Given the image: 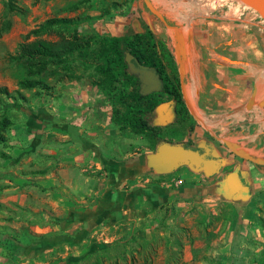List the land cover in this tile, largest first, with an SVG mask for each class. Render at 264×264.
<instances>
[{
	"label": "crops",
	"instance_id": "crops-1",
	"mask_svg": "<svg viewBox=\"0 0 264 264\" xmlns=\"http://www.w3.org/2000/svg\"><path fill=\"white\" fill-rule=\"evenodd\" d=\"M162 25L164 33L156 36L167 42L180 63L183 94L191 120L186 130L172 132L166 142L206 146L209 142L229 139L232 145L241 146L259 162L242 164L245 176L252 178V184L246 183L249 192L252 187L264 189V64L232 61L209 48H201L196 29L180 32L173 39L172 29ZM76 32L78 37L97 33L82 25ZM189 37L192 45L187 50ZM228 67L231 79L243 84L242 91L234 96L233 92L240 91L233 89L234 81H230L229 96L221 101L220 75L223 72L227 75ZM51 87L47 107L33 112L32 117L21 113L15 128L23 137H9L7 148L3 149L9 159L2 160V166L10 173L7 177H13L19 186L10 182L1 186L8 196L1 202L8 208L4 206L0 214V264H33L41 258L72 264V260L110 247L118 239L117 231L112 229H117L122 220L137 223L139 218L135 217L140 214L144 197L150 198L155 206L170 205L176 199L175 207L184 211L195 205V195L215 189L210 178L187 171L186 166L176 170L182 173L184 170L186 178L175 172L181 178L178 184L182 185L176 189L168 187L169 174L146 170L142 154L134 153L139 150L140 141L117 134L111 122L112 103L99 83L94 84L84 76H59ZM165 97L154 111L155 123H172L170 102ZM213 98L214 103L220 100L216 111L208 110L203 104ZM42 189L51 196L50 204L55 212L57 207L58 211H66L64 219L48 222L44 219L43 224L40 217L36 223L35 219L18 214L23 212L29 195L39 194ZM11 209L17 213L10 212ZM153 223L144 220L145 226L153 227ZM25 226L30 230H23ZM148 237L157 236L151 231L146 233Z\"/></svg>",
	"mask_w": 264,
	"mask_h": 264
},
{
	"label": "rangeland",
	"instance_id": "rangeland-1",
	"mask_svg": "<svg viewBox=\"0 0 264 264\" xmlns=\"http://www.w3.org/2000/svg\"><path fill=\"white\" fill-rule=\"evenodd\" d=\"M217 1L151 0L166 26L174 32L173 39H177L180 32L196 29L195 36L201 48H209L212 53L226 56L232 61L264 64V22L240 0ZM14 2L21 11L6 12L0 1V88H6L8 96L11 97L1 94L0 91V118L6 116L12 121V126L5 130V136L23 137L22 132L15 128L17 118H20L21 113L32 117L33 112H39L47 107L52 81L59 76L87 77L94 84L99 83L108 100L110 96L121 92L125 96V101L132 103L127 96L137 89L140 91V86L124 88L119 83L112 82L111 74L106 76L101 74L88 63L78 59L76 52L68 56L63 63L45 59L27 62L16 56L20 45L36 40L60 43L64 40L78 39L87 42L89 48H94L95 41L101 37L144 34L147 31L160 36L164 33L163 22L147 9L143 0H14ZM50 18H68L70 23L67 26L49 28L37 37L26 36L29 31ZM80 25L88 30H96L97 33L77 37L76 30ZM200 39L206 41V44H202ZM147 43L149 45V42ZM209 57L214 60L216 58ZM226 71L227 75L221 73L219 80L218 97L221 101L229 96L227 92H230L228 90L230 81H234L233 89L240 91L233 92L234 96L241 93L240 88L243 86L239 84L240 80L231 79L230 67ZM30 79L41 80L48 88L42 90L19 87V81ZM165 98V95L160 94L156 95L153 101L164 102ZM217 101L214 103V98L210 101L206 99L203 104L208 110L216 111L220 100ZM6 103L12 106L4 108L3 105ZM188 121L182 125L163 124L157 121L150 124L149 129L141 134H134L128 127L115 128L121 138L130 136L140 141L137 145L139 150L134 153L142 154L145 169L150 170L147 166V156L153 154L160 143L166 142L172 132L186 130L191 120ZM226 143L231 144V141L223 139L221 142H209L207 145L211 146L216 156L223 160V166L219 173L207 177L213 185L210 184L209 187L215 189L213 191L210 189V192L201 196L195 195L197 202L194 206L191 205L184 211L180 210L175 207L176 199L173 201L175 203L170 205L155 206L153 203L151 205L150 198L144 197L139 211L137 209L140 213L135 217L139 218L137 223L132 221L128 224L122 220L117 229H112L117 231L115 236L118 235V239L109 244L110 247L97 253L90 252L88 257L72 260V264H264V189L257 190L252 187L249 196L227 198L222 191L227 174L237 170L249 185L252 184V178L246 177V172L242 168L245 162L251 163L235 156ZM234 146L238 152L246 154L241 146ZM185 147L193 149L196 146ZM2 164L0 159V214H3L4 206L8 208L1 202L2 199H8L1 186L7 182H16L13 177H7L10 173ZM184 168L193 172L188 167ZM175 172L186 178L184 170L183 173L182 171L170 173L168 187L172 189L182 186L178 184L181 178L175 175ZM196 174L206 177L203 173ZM154 182L155 180L152 181ZM14 184L19 186L18 183ZM22 184L27 186L26 183ZM43 191L42 189L39 194H30L23 212L18 211V214L26 219L33 218L36 223L40 217L43 224L44 219L47 222L49 219H64L66 211L62 209L58 211L57 207L55 212L50 204L51 196ZM178 199L181 200V197ZM60 206L62 205L59 203ZM10 212L17 213L15 209H11ZM144 220L154 221L153 227L145 226ZM41 227L43 229L44 226ZM22 229L29 231L30 227L25 226ZM151 231H154L157 237L146 238V233ZM58 261L53 258H41L36 259L33 264L40 262L58 264Z\"/></svg>",
	"mask_w": 264,
	"mask_h": 264
},
{
	"label": "trees",
	"instance_id": "trees-1",
	"mask_svg": "<svg viewBox=\"0 0 264 264\" xmlns=\"http://www.w3.org/2000/svg\"><path fill=\"white\" fill-rule=\"evenodd\" d=\"M0 1L6 12L21 11L14 0ZM69 23L70 19L68 18H50L37 28L29 31L26 36L33 35L37 37L49 28L67 26ZM187 40L188 50L192 45V39L189 37ZM147 42H149V45ZM89 47L87 42L78 39L64 40L60 43L36 40L29 44L20 45L16 57L27 62L33 59H45L63 63L68 56L76 52L78 59L88 63L105 76L111 74L112 82L119 83L126 88L140 86L138 77L129 71L127 56H131V62L136 60L139 64L154 69L162 83V90L161 92L142 95L137 89L127 96L132 103H127L124 94L121 92L115 96H110L112 124L117 127H128L134 134H141L148 130L150 124H154V111L163 103L159 100L153 101V98L160 94L167 96L170 102L173 124L182 125L189 119L190 116L183 94L180 63L169 49L166 41L159 39L152 31H147L144 34L101 37L95 41L94 48ZM18 85L22 89L40 88L46 90L48 88L45 82L38 79L22 80L18 82ZM0 91L1 94L8 96L6 88H0ZM3 106L8 108L12 104L6 103ZM11 126L12 121L9 118L6 116L0 118V146L2 147L0 149V159L2 160L9 159L3 149H6L8 144L5 130ZM57 263L62 262L58 261Z\"/></svg>",
	"mask_w": 264,
	"mask_h": 264
},
{
	"label": "water",
	"instance_id": "water-1",
	"mask_svg": "<svg viewBox=\"0 0 264 264\" xmlns=\"http://www.w3.org/2000/svg\"><path fill=\"white\" fill-rule=\"evenodd\" d=\"M143 2L147 9L165 24L151 0H143ZM248 6L264 22V0H248ZM131 60L132 57L127 56L130 73L136 75L140 81V93L149 95L161 92L162 83L154 69L145 67L136 60L131 62ZM226 146L231 148L235 156L254 164L259 163L253 156L238 152L234 145L226 143ZM216 157V154L205 145L191 149L183 144L162 142L153 154L147 156V166L159 175L170 174L180 167L186 166L195 173H203L206 177H211L219 173L223 166V160ZM241 178L242 175L237 170L225 176L222 191L227 198L237 199L249 196V187L242 182Z\"/></svg>",
	"mask_w": 264,
	"mask_h": 264
},
{
	"label": "flooded vegetation",
	"instance_id": "flooded-vegetation-1",
	"mask_svg": "<svg viewBox=\"0 0 264 264\" xmlns=\"http://www.w3.org/2000/svg\"><path fill=\"white\" fill-rule=\"evenodd\" d=\"M207 146V145H206ZM209 148H210V150H211V152H213V148L211 147V146H208ZM193 149H197V146L195 147V148H193ZM200 151H203V150H200ZM216 158H219V157H216ZM242 179V182L246 185V183H245V181L243 180V178H241Z\"/></svg>",
	"mask_w": 264,
	"mask_h": 264
},
{
	"label": "bare ground",
	"instance_id": "bare-ground-1",
	"mask_svg": "<svg viewBox=\"0 0 264 264\" xmlns=\"http://www.w3.org/2000/svg\"><path fill=\"white\" fill-rule=\"evenodd\" d=\"M214 1V0H213ZM241 2H243V4L248 6V0H240ZM217 2H220V0H218ZM244 8V6H243ZM221 10V9H220ZM225 13V12H224ZM250 16V15H249Z\"/></svg>",
	"mask_w": 264,
	"mask_h": 264
}]
</instances>
